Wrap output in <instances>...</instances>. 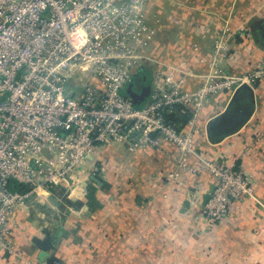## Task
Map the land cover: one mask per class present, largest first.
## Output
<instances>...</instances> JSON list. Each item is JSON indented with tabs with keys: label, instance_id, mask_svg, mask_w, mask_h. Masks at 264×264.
<instances>
[{
	"label": "built area",
	"instance_id": "built-area-1",
	"mask_svg": "<svg viewBox=\"0 0 264 264\" xmlns=\"http://www.w3.org/2000/svg\"><path fill=\"white\" fill-rule=\"evenodd\" d=\"M149 2L0 0V249L14 252L18 209L43 198L41 190L69 186L112 142L132 150L172 146L182 169L197 156L215 179L202 208L213 228L234 200L254 198L251 175L198 154L195 137L211 97L264 78V58L228 77L224 37L217 38L200 59L207 72L199 85L186 88L187 61H162L151 49L157 29L147 19ZM145 71L149 93L135 104L128 89ZM184 111L190 116L182 123Z\"/></svg>",
	"mask_w": 264,
	"mask_h": 264
},
{
	"label": "crops",
	"instance_id": "crops-1",
	"mask_svg": "<svg viewBox=\"0 0 264 264\" xmlns=\"http://www.w3.org/2000/svg\"><path fill=\"white\" fill-rule=\"evenodd\" d=\"M147 19L157 29L155 57L187 61L186 88L199 85L207 72L200 59L209 58L217 38L224 37L221 68L228 77L264 58V0H150ZM234 93L212 96L202 110L196 152L250 174L254 198L234 200L216 227L202 215L215 179L197 156H190L188 172L173 160L172 146L132 150L112 142L70 182L68 197L61 198L68 186L50 187L13 214L14 252L0 249V264H46L39 259L43 246L55 253V264H264V78L253 95ZM87 185L97 198L92 213L70 204Z\"/></svg>",
	"mask_w": 264,
	"mask_h": 264
},
{
	"label": "water",
	"instance_id": "water-1",
	"mask_svg": "<svg viewBox=\"0 0 264 264\" xmlns=\"http://www.w3.org/2000/svg\"><path fill=\"white\" fill-rule=\"evenodd\" d=\"M149 88H150V82L147 81L146 83H144L143 91L140 94L130 92L132 99L135 102V104H140L143 100L146 99V97L148 96V93H149ZM241 90H247L251 93V95H253V88L248 84H242L236 88L233 97L236 98L237 94ZM93 177L94 176H91V179L95 182H98V180L96 178H93ZM85 198L88 200V202L86 204L90 207H94V205L96 203V199H97L96 195H95L94 188L87 186V188L85 190ZM50 248L54 250V245H50ZM47 251H48V247L43 246L42 250L39 254V259L41 261L46 262V264H55L56 262L59 261L58 258L55 256V253L54 254H48Z\"/></svg>",
	"mask_w": 264,
	"mask_h": 264
},
{
	"label": "rangeland",
	"instance_id": "rangeland-1",
	"mask_svg": "<svg viewBox=\"0 0 264 264\" xmlns=\"http://www.w3.org/2000/svg\"><path fill=\"white\" fill-rule=\"evenodd\" d=\"M262 59V58H261ZM260 59V60H261ZM259 60V61H260ZM259 63V62H258ZM258 65V64H257ZM150 70H151V68H150ZM247 73V72H246ZM17 79H21V73L18 75V77H17ZM147 81H149L150 83H151V77L150 76H148V75H146V77H144V75H141V74H139L138 76H137V78L135 79V81H134V85L131 87V89L129 90L128 89V91H133L134 93H136V91H138V92H142L143 91V88H144V83H146ZM257 83V82H256ZM255 83V84H256ZM244 84H246V83H244ZM242 85V84H241ZM239 87V86H238ZM252 88H253V86H251ZM236 90V88L234 89V90H232V91H235ZM249 92V91H248ZM140 93H138V94H140ZM250 93V92H249ZM144 101V100H143ZM142 101V102H143ZM141 102V103H142ZM251 180H252V185H253V178H252V176H251ZM76 183H78V182H76ZM88 186V185H87ZM87 186H86V188H87ZM69 186L68 187H66V189H63L64 190V192H63V195L61 196V198H66V197H68V191H69ZM254 188V187H253ZM74 189V188H73ZM68 190V191H67ZM71 190V189H70ZM86 190V189H85ZM33 199V198H32ZM71 203V206L72 207H74V208H78V209H81V208H86L87 209V212H93V210H94V208L93 207H90V206H88L86 203L88 202V200L85 198V192H83V196H82V198L81 199H77V200H75V199H73V201H70ZM193 203H194V200H193ZM96 204V203H95ZM264 209V208H263Z\"/></svg>",
	"mask_w": 264,
	"mask_h": 264
},
{
	"label": "trees",
	"instance_id": "trees-1",
	"mask_svg": "<svg viewBox=\"0 0 264 264\" xmlns=\"http://www.w3.org/2000/svg\"><path fill=\"white\" fill-rule=\"evenodd\" d=\"M141 75H148L149 76V71H145L143 74H142V72L140 73ZM131 89V88H130ZM180 110H181V108H180ZM189 116H190V114L189 113H187V111L185 112L184 111V113L182 114V123H185L188 119H189Z\"/></svg>",
	"mask_w": 264,
	"mask_h": 264
}]
</instances>
